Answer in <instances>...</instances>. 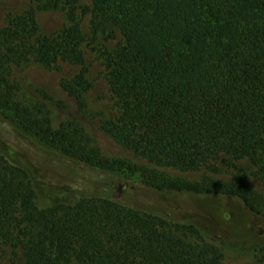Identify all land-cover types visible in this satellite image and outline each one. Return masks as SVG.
<instances>
[{
    "label": "trees",
    "instance_id": "16d2710c",
    "mask_svg": "<svg viewBox=\"0 0 264 264\" xmlns=\"http://www.w3.org/2000/svg\"><path fill=\"white\" fill-rule=\"evenodd\" d=\"M91 1L89 8L80 0H32L35 6L7 16L0 27V128L50 157L126 179L137 175L170 197L239 204L250 221L247 236L214 240L198 220L122 201L119 185L109 194L54 184L36 157L10 140L9 151L0 150V264L7 246L21 248L25 264H227L230 247L249 251L250 264H264V199L251 183L264 184V0ZM37 9L64 11L67 26L41 33ZM88 15L87 35L81 16ZM118 35L102 58L119 113L100 128L152 167L105 155L75 118L56 125L48 105L62 102L42 91L37 100L25 96L12 76L29 62L58 72L75 68L60 87L88 115L84 47ZM215 161L234 169L230 181L208 185L158 170L196 171ZM38 177L48 183L49 200Z\"/></svg>",
    "mask_w": 264,
    "mask_h": 264
},
{
    "label": "rangeland",
    "instance_id": "374dc122",
    "mask_svg": "<svg viewBox=\"0 0 264 264\" xmlns=\"http://www.w3.org/2000/svg\"><path fill=\"white\" fill-rule=\"evenodd\" d=\"M79 5L91 8L92 1L80 0ZM30 6H35L32 0H0V27L6 24L9 14L17 15ZM36 17L43 34L54 33L68 24L66 14L62 10L37 9ZM81 19L83 31L87 35L90 34V16H81ZM120 39V35L109 40L101 37L95 42L87 43L84 47L89 65V78L92 82V88L86 95L90 111L88 115H84L78 109L75 101L60 87L61 77L73 74L76 71L75 68L65 66L63 72H58L47 70L37 63L29 62L15 67L12 76L15 82L21 86L25 96L37 100L40 99V91H42L55 101L62 102V105H57L55 102L48 105L56 125L66 118H75L86 127L96 145L105 155L152 167V164L122 148L100 128L102 120L116 117L119 113L116 99L110 91L107 81V70L103 63L102 51L105 48L113 49ZM7 130L0 128V150L6 153L9 151L6 144L12 145L14 142L19 148H25L32 153L31 157H36L37 160L34 158L35 163H39L38 166L45 169L46 174L49 175L47 180H51V182L54 180V184L56 183L55 180H64V183L73 186L76 191L82 190L85 193L108 191L109 194H113V187L119 185L118 195L122 201L133 206L163 213L177 221L198 220L208 228L206 231L214 240L228 242L247 236V224L250 221L239 204L221 202L210 197L193 194L170 197L166 193L144 187L139 183L137 175L128 176L126 179L74 163L65 158L53 155L50 157L49 154L41 150V146L36 145L30 139L13 130ZM158 170L172 179L208 185L215 182H228L234 174V169L222 161L211 162L196 171L184 172L172 168H159ZM36 180L41 196L43 199H48L47 196L50 191L46 185L48 184L47 181L42 182L43 179L40 177ZM251 183L253 189L264 199V184L256 178H251ZM55 195L58 194L53 193L52 197ZM71 196L74 197L75 195ZM2 257L6 264H25L21 248L7 246L2 251ZM252 260L251 253L244 248L230 247L227 249L225 260L227 264H250Z\"/></svg>",
    "mask_w": 264,
    "mask_h": 264
}]
</instances>
